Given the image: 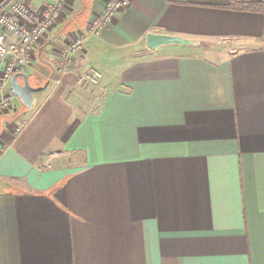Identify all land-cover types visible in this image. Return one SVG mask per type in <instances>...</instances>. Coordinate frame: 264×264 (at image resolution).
Wrapping results in <instances>:
<instances>
[{
    "label": "crops",
    "instance_id": "obj_1",
    "mask_svg": "<svg viewBox=\"0 0 264 264\" xmlns=\"http://www.w3.org/2000/svg\"><path fill=\"white\" fill-rule=\"evenodd\" d=\"M234 1L125 0L69 64L107 0L65 2L0 113V264H264V15Z\"/></svg>",
    "mask_w": 264,
    "mask_h": 264
},
{
    "label": "built area",
    "instance_id": "obj_2",
    "mask_svg": "<svg viewBox=\"0 0 264 264\" xmlns=\"http://www.w3.org/2000/svg\"><path fill=\"white\" fill-rule=\"evenodd\" d=\"M66 1L46 0L41 9L32 7L24 0H4L0 3V113L12 108L16 101L17 96L10 88L14 74L35 70L32 59L34 48L43 34L54 25ZM124 4L125 0H107L104 11L91 22L88 34L63 50L65 64H69L73 55L82 50L90 36L99 34L112 21L115 12ZM102 79L103 73L90 67L79 81L99 87ZM105 92V87H100L95 103L101 101Z\"/></svg>",
    "mask_w": 264,
    "mask_h": 264
},
{
    "label": "water",
    "instance_id": "obj_3",
    "mask_svg": "<svg viewBox=\"0 0 264 264\" xmlns=\"http://www.w3.org/2000/svg\"><path fill=\"white\" fill-rule=\"evenodd\" d=\"M147 45L153 49L157 50L161 46L165 45H181V46H190V45H205L204 41L198 39H191L186 37H181L179 35H171L165 33H156L149 32L146 35ZM22 77L24 83H19L18 79ZM42 87H33L28 80V75L26 73L18 72L14 74L12 79V91L13 93L20 98V100L26 106H32L33 94L40 91Z\"/></svg>",
    "mask_w": 264,
    "mask_h": 264
},
{
    "label": "trees",
    "instance_id": "obj_4",
    "mask_svg": "<svg viewBox=\"0 0 264 264\" xmlns=\"http://www.w3.org/2000/svg\"><path fill=\"white\" fill-rule=\"evenodd\" d=\"M230 6L239 10L260 12L264 15V0H239L232 2Z\"/></svg>",
    "mask_w": 264,
    "mask_h": 264
}]
</instances>
